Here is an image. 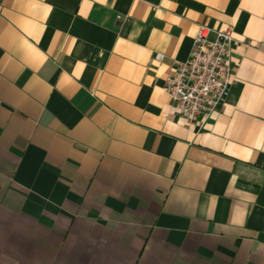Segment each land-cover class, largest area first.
Wrapping results in <instances>:
<instances>
[{
	"label": "crops",
	"instance_id": "1",
	"mask_svg": "<svg viewBox=\"0 0 264 264\" xmlns=\"http://www.w3.org/2000/svg\"><path fill=\"white\" fill-rule=\"evenodd\" d=\"M196 25L247 48L195 133ZM263 228L264 0H0V264H264Z\"/></svg>",
	"mask_w": 264,
	"mask_h": 264
},
{
	"label": "built area",
	"instance_id": "2",
	"mask_svg": "<svg viewBox=\"0 0 264 264\" xmlns=\"http://www.w3.org/2000/svg\"><path fill=\"white\" fill-rule=\"evenodd\" d=\"M232 45L247 48L245 41L234 42L226 30L196 25L186 57L180 63H169L168 73L161 80L160 91L173 116L195 133L226 96Z\"/></svg>",
	"mask_w": 264,
	"mask_h": 264
}]
</instances>
